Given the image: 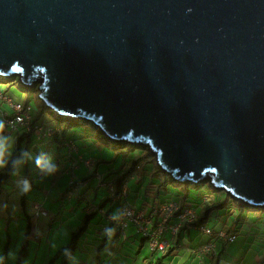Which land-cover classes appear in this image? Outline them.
Segmentation results:
<instances>
[{
	"label": "water",
	"instance_id": "obj_1",
	"mask_svg": "<svg viewBox=\"0 0 264 264\" xmlns=\"http://www.w3.org/2000/svg\"><path fill=\"white\" fill-rule=\"evenodd\" d=\"M264 208V0H0V78Z\"/></svg>",
	"mask_w": 264,
	"mask_h": 264
},
{
	"label": "crops",
	"instance_id": "obj_2",
	"mask_svg": "<svg viewBox=\"0 0 264 264\" xmlns=\"http://www.w3.org/2000/svg\"><path fill=\"white\" fill-rule=\"evenodd\" d=\"M4 112L8 113L11 116L14 114L10 106L5 109ZM46 114L47 113L45 109L36 111V109L33 108V117L34 120H36L34 123L38 125H47L50 122L55 123V121H53L51 117L48 118ZM0 120L4 122V116L2 114H0ZM63 126L61 127L63 128V131H65V128ZM24 133L25 132L23 131L20 135H25ZM5 135L12 137L14 141L13 155L11 158H14L16 156L17 150H26L31 153L33 149H36V152L38 154L46 153L48 155L50 153L49 156L51 158L55 154L54 163H57L56 165L58 166V171L55 175L48 176L47 179H45L42 175L38 176L37 174H34L35 171L31 169L29 161L25 164V171L23 173V176L13 175L14 177H18L21 180L24 178V176H26V172H30V174L34 178H37L35 185L39 189L31 191L26 199V211L29 213V210L31 209L33 211L32 215L34 216V218L30 217L29 219L28 216L23 214V210L20 204L22 192L19 186H10V188H17V191L16 193H13V195H9L7 194V192L4 194L9 195V199H7L8 203L4 204L3 202L0 209L1 220H5L8 222L9 220H15L18 217H22L24 218L26 223L32 222L30 237H33L35 233L38 234L40 236L39 243H42L41 247L47 246V249H52L55 247L59 250L60 248L67 245L70 241L73 231L75 232L81 225L84 213L92 212L93 209H89V206L92 205V202H96V204L100 202V205L103 206H106L108 203H110V209L114 207L111 201L106 202L107 199H100L101 196L99 195L98 188L102 180L105 181L104 179H107L109 175H113L114 172H121V170H113L112 165L108 164L107 161H103L105 163H101V161H99L97 158L85 155L84 152H87L85 151V148L88 144L83 143V146L79 147L77 144V140L73 138L72 135H67L69 138L75 141V144L78 148V152L74 155V158L79 163V167L74 170L73 168L69 169V162H73V157H70L68 150L64 146L57 143L48 144L46 141L39 142L37 140L36 143H22L21 147L17 148L15 143V135L9 134L8 132H6V130ZM41 145H45L47 149L42 150L40 148ZM54 146H57V148L53 149ZM88 160H92L94 162V166L97 164V167L101 165L103 166V168L99 169L98 172L94 174L92 170H94L95 167L93 166L90 168L85 164V161ZM125 164L126 163H124L123 166ZM63 166H65V169L61 171V168ZM9 167L0 169V173L10 172L11 170H9ZM125 168L126 166L124 167V169ZM127 168H129V166ZM139 172H141L140 175ZM92 174H94L93 177L95 181L93 180L89 182L88 180L90 179H88V177ZM135 174L136 176L132 179V182L130 183L131 186H129V188L130 193L136 195V198H138L139 183L142 186L143 183L137 180L138 177L142 179L145 173L142 171V169H137ZM85 175L87 176L84 177ZM83 178L88 179L85 183L86 189L82 191L83 188H85L84 186L82 187V189L80 188L79 191H81L82 194H85L87 202L88 200L91 202V204L86 203V206L84 205V202L80 203L78 198H75V200L72 199L70 202L64 198V195L68 190L70 181H81L84 180ZM112 178H114V176ZM11 182H14L13 179ZM153 186V188L147 189V196L149 193H156L155 198L152 199V202L144 203L142 207H140L137 202H134V205H136L138 211H143L148 214L150 211V207L155 206V203H163V201H157V197H159L160 192L155 184ZM10 188H8V190H10ZM92 190V194H96L95 198L91 197ZM148 198L150 197L148 196ZM37 203L45 204L49 212L47 216L39 219L35 218L34 206ZM102 210L104 211V207H102ZM29 215L31 214L29 213ZM111 217L113 218V216ZM97 218H99V222L96 223L93 220V224L91 223L82 240L81 250L84 249L86 251V254L80 258H76L73 264H90V262H88V260L90 261V258H92L91 260H94L95 264H98L99 257L101 258V260H103L102 264H106L104 262V259H108L107 264H149V262L153 258L151 257V252L148 245L145 249H142L139 254H137L139 245L141 243V233L139 232V228L137 225L128 222L124 228V231L118 233L119 230L117 231L108 217L104 219V217L99 214ZM106 229H114V232L111 236L106 234ZM244 230H246L245 235L239 237L236 242L229 244V247L226 253L222 256L221 260H217L215 258L212 259L213 257H208V259H210L208 264H264V223L251 222L249 226L244 227ZM192 232L195 233L197 231ZM121 233H124V236ZM197 233L198 234H196V236L200 237V242H202V244L209 242V238L207 236H205L204 234H200L199 232ZM126 237L127 240L123 241V239H125ZM193 240L194 237L193 235H191L190 238L187 239V242H193ZM195 244L196 243L194 242L192 243V245ZM55 254L56 253H54L52 257H54ZM103 254H106L105 258ZM51 258L49 259V262ZM123 259H125V261ZM198 263V257L192 254L189 250L184 249L183 251H180L178 253L172 264ZM56 264H59V262H57Z\"/></svg>",
	"mask_w": 264,
	"mask_h": 264
},
{
	"label": "rangeland",
	"instance_id": "obj_3",
	"mask_svg": "<svg viewBox=\"0 0 264 264\" xmlns=\"http://www.w3.org/2000/svg\"><path fill=\"white\" fill-rule=\"evenodd\" d=\"M10 79L9 83L5 82H0V114L1 112H4L5 109L9 107V103L13 105L14 103L20 104L22 103H28V106H30L31 109L35 108L36 111H41L42 109L46 110V115L48 118L51 117L55 123L50 122L49 124L45 125L46 127L48 126H54V124H58V120L56 117L51 115L47 111V107H44V102L40 99V91H39V85L38 84H31V86H25L21 82L19 77H14V78H7ZM33 119V118H32ZM56 127V126H55ZM64 127V126H63ZM65 128V127H64ZM72 137L77 140V144L79 147L83 146V143H86L87 147L85 148L84 152L85 155L91 156L93 158H97L101 163H105L103 161H107L108 164L112 165L113 170L120 169L121 172H128V168L124 169L123 164L127 163L129 166V169H132L133 161L134 160H141V166L142 168L149 169V171L144 175L143 179L138 177L137 181H140L143 183L142 189L140 192H138V198H136V195L131 194L129 195V201L135 204L134 202H137L140 207L144 203L147 202H152V199L155 198L156 193H149L148 198L147 196V189L149 188L150 185L155 184L156 186L160 187L162 191H160V195L157 199V201H178L180 202V199H182L183 196L188 194V199L190 202L191 201H198L199 195L205 194L204 197H202L203 200H210L209 204L213 203H228L229 206H226L222 210L215 209L214 212L211 214L208 222V226L213 228L216 226L217 229L221 227L219 224L220 221L217 219V216H226L227 217V212L230 210L229 208H235L239 207L238 205H245L249 206L241 201L235 200H229L228 201V196L226 192L222 190H217L213 187L211 184H207L205 186H201L198 188H195L194 186L190 185H182V184H177L175 182L170 181L173 179L172 177L168 176L166 173H164L158 163L156 162L154 156L151 154L150 149L147 146L144 145H132L128 144L127 148H125V151H121L122 148L116 150L115 144L112 142H108L107 138H105L106 135H104L100 130H94L90 126H84L80 125L75 127V129L71 132ZM107 137V136H106ZM107 139V140H106ZM110 140V139H109ZM111 141V140H110ZM126 143V142H124ZM85 145V144H84ZM137 146L135 150H131L132 147ZM85 147V146H84ZM125 147V146H124ZM123 147V148H124ZM40 148L42 150H46L47 147L45 145H41ZM57 146H54L53 149H56ZM84 149V148H82ZM81 149V150H82ZM69 152V151H68ZM121 152V153H120ZM31 154L33 156L39 155L36 152V149H33ZM50 155V153L48 154ZM125 158V159H124ZM53 162L55 160V154L52 157ZM87 159V158H86ZM155 160V162H154ZM31 169L34 172V174H37L38 176H43V178L47 179L48 176L43 175L39 169L35 166L34 162L29 160ZM69 169H72L74 164L72 162H69ZM57 164V163H55ZM109 165V166H110ZM127 166V167H128ZM99 169H102L103 166H98ZM65 169V166L61 168V171ZM25 171V165L20 169L19 175L18 176H23V173ZM141 172H139L140 175ZM17 176V175H14ZM13 176V181L15 186H19V178ZM85 175L84 177H86ZM87 179V178H83ZM64 181V180H62ZM89 182L93 181L92 179L88 180ZM6 182L9 183L8 180ZM11 186V185H10ZM7 188H10L9 186ZM16 189L11 188L9 190L8 194L13 195V193H16ZM37 192V191H36ZM93 190L91 191L92 194ZM96 194H92V198H95ZM42 198V195H41ZM210 198V199H209ZM75 200V197L73 198ZM149 200V201H148ZM238 201V202H237ZM84 205L86 206V202H84ZM113 205V204H112ZM136 206V205H135ZM111 207V204L108 203L104 207V211H108ZM118 209V208H117ZM263 210L264 208H260ZM119 210V209H118ZM198 210V209H197ZM261 210H256V211H251L250 213V219L254 215V218H259L260 216L264 217V213ZM199 211V210H198ZM119 211L116 212V214ZM29 213L32 215L33 211L30 209ZM235 213V212H234ZM224 220L225 217H223ZM248 220L249 223H251V220ZM222 220V219H221ZM94 221L97 223L99 222V218H95ZM259 223V219L257 220ZM256 222V221H255ZM260 222L264 223L261 220ZM248 224V223H247ZM247 224H245L247 226ZM27 223L22 217H18L17 219H12L9 220L8 222L5 220L0 219V257H3V251L7 245H9V250H8V258L6 261H4V264H16L17 259H18V252L21 250L24 244V240L26 237V232H27ZM74 232V231H73ZM198 232V231H197ZM197 232H193L194 234H198ZM200 241V237L196 236L194 239V243H198ZM210 241V239H209ZM29 248L31 250L29 258L27 259L26 264H49V259L53 256L54 253L57 252L58 249L55 247L52 249H47L46 247H41L42 243H39V241L32 240L31 237L29 238ZM39 244V246H38ZM86 254V251L83 249L81 250L80 248L77 250L75 255L73 256V259L71 261V264L76 260V258H80L83 255ZM106 254H103L105 258ZM88 260L90 264H95L94 260ZM108 259H104V262L107 264Z\"/></svg>",
	"mask_w": 264,
	"mask_h": 264
},
{
	"label": "trees",
	"instance_id": "obj_4",
	"mask_svg": "<svg viewBox=\"0 0 264 264\" xmlns=\"http://www.w3.org/2000/svg\"><path fill=\"white\" fill-rule=\"evenodd\" d=\"M9 80L10 79H7V78H0V82L9 83ZM22 104H27V103H22ZM47 111L51 115L56 117V119L58 120V124H54V125H56L59 128H62L61 126L64 125V127H65L64 130L65 131H63V134L70 141L75 142L74 140H72L68 136L72 135L71 132L77 126H80V125L90 126L94 130H99L92 123L86 122L84 120H75V119H72V118L60 117V116H58L55 112H53L50 109H47ZM35 121L36 120H34L33 122H35ZM20 134H22V133H20ZM24 134L25 135H15V143H16V147L17 148L21 147L22 143H26V142L27 143L29 142V144L33 143V142L36 143L37 140H38L36 135L27 134L26 132ZM105 138H107V137L105 136ZM42 141H46L48 144L57 143L59 145L64 146L59 141V139L55 138V137L54 138H50V139H45V140H42ZM107 141L108 142H112L109 139ZM39 142H41V141H39ZM112 143L115 144L116 150L122 148V150H121L122 152L125 151V148H127V145H128L127 143H124V142H120V143L112 142ZM136 147L137 146L132 147L131 150H135ZM20 152H21V150H17L16 156H18L20 154ZM74 161L75 160L73 159V162ZM154 162H155V160H154ZM140 163H141V160H139V159L138 160H134L133 161V165H132L133 168L132 169L128 168V172H125V173L124 172H114L113 175H109L107 179H104L105 181L102 180V182L100 183L99 188H98L99 195L101 196L100 199L101 200L107 199L106 202L111 201L113 206H114L113 208L109 209L107 212H104V216H103L104 219L109 217V216H113V218L116 217L114 220H116L118 222L120 221V219L122 217V203H120V201H117V202L114 201V196L120 195L122 193L124 185L126 184L127 195H128V199H129V195H130L129 186H131L130 183L132 182V179L135 177V172H136L138 167H140V169H142V171L145 173V176H146V174L148 172H151V171H149V169H145L144 170ZM127 165L128 164L126 163L123 167L126 166V168H127ZM94 167L95 168H94V170H92V172H94V174H95L96 172H98L99 168L97 167V164ZM9 170H11V171L10 172H5V173H0V209H1V205L3 204V202H4V204L8 203L7 199H9V197H8L9 195H4L6 192H7V194L9 192L7 187L8 186L10 187V185L11 186L12 185L15 186L14 182H11L12 179H13L12 178L13 174H12L11 166L9 167ZM94 174L89 176L88 179H92V180L95 181V179L93 177ZM25 175L26 176H24L23 179H28L31 182V191H33L35 189H39L35 185V182L37 181V178H34L30 174V172H26ZM113 176H114V178H112ZM88 179L81 180L80 182H86ZM6 180H8L9 183L6 182ZM170 181L175 182L173 179H171ZM108 183L112 184L113 189H114L113 193L108 192L106 187H101V184H108ZM175 183L182 184V185H190V186H194L195 188H198V187L206 185L205 183L204 184L200 183L198 185H195V184L189 183V182L188 183H182V182H178V181L175 182ZM206 183L210 184L209 182H206ZM153 185L154 184H152V186H149V188H153L154 187ZM15 187H18V186H15ZM141 187H142V185H140V183H139L138 192L140 191ZM159 188L160 187L157 186V189H159ZM13 189L17 190V188H13ZM68 189H69V186H68ZM81 189H82V187H81ZM85 189H86V186H85V188H83L82 191H84ZM10 190H11V188H10ZM160 190L161 189H159V192H160ZM31 191L26 193V194L22 193L21 199H20V204H21V208L23 210V214L28 216L29 219H30V217L34 218L33 215L32 216L29 215V213L26 211V204H27L26 199H27L28 195L31 193ZM67 192H68V190H67ZM67 192L64 195L65 199H66L65 196H66ZM158 194H157V196H158ZM204 196H205V194L199 195L198 201H191V202L189 200H187L188 199V194L183 196L182 199H180V202L177 201L179 206H180V210H184L186 208L192 209L195 212V220H194L193 225H195L196 227H206V228L211 229V230L216 231V232L225 231L229 235L236 236V239L233 242H236L239 237L245 235V231L246 230H244V227L246 226L245 224L248 223L247 226H249V224H250L248 220L250 219L251 211L261 210L260 208H256V207H253V206H245V205H240L239 204L238 205L239 207H235L234 209L233 208H229L230 210L226 214L227 217L223 216V217H225L226 220H224L223 217H221V216H217V219L218 218L222 219V220L218 219L220 221L219 224L221 225V227L219 229H217L216 226L211 228V227L208 226V222H209V218H210L211 214L214 212V210L215 209L222 210L226 206H229V205H228L227 202L226 203L225 202L224 203H220V204L215 202L213 204H209L210 200H203L202 199V197H204ZM227 196H228V201L229 200H233L235 202L236 199H234L232 196H230L228 194H227ZM77 198H78L80 203L81 202H86L88 204H91V202L89 200L87 202V199L85 198V194H82L81 191H79V194H78ZM157 199H158V197H157ZM66 200H68V199H66ZM169 201H164V202H169ZM171 201H174V200H171ZM229 202H231V201H229ZM156 205H160V204H156L155 203V206ZM102 207H105V206L100 205V202L97 203V204H96V202L95 203L92 202V205L89 206V209H93L92 212L84 213L82 221H81V225L78 227V229L75 232L72 233L69 243L67 245H65L64 247L60 248L56 252L54 257L51 258L49 264H56L57 262H59V264H71L73 256L75 255V253L77 252V250L79 248L81 249L83 237H84L85 233L88 231L89 226L91 225V223L93 224V220L95 218H97L100 213H102V211H103ZM117 208L119 209V212L116 214V212L118 211ZM261 211H263V212H260V213H264V209L261 210ZM258 219H259V222H260L262 219H264V217L260 216L259 218H254V215H253L250 220L252 221V223H255V221L258 222L257 221ZM31 226H32V222H30V223L27 222L26 237H25V240H24L23 247L18 252V259H17L16 264H26L27 259L29 258V255H30V252H31V250L29 248V244H30L29 238L31 236V232H30ZM192 231H194V230H185V229L181 230L176 235V237L174 238L171 247L164 254L153 252L151 250V248H150V239L148 237L143 236L142 234H140V242L141 243L139 245V250L137 251V254H139L140 251L142 249H145L147 247V245H148L149 250L151 252V257L153 258V259H151L149 264H172L174 259L178 255V253L180 251H183L184 249H187L192 254H194V255H196L198 257V261H199L198 264H201V262H202V264H208L209 260H210V259H208V257H211V258L213 257L212 259L215 258L217 260H219V259L221 260L222 256L226 253V251H227V249L229 247V244H231V242H229L225 238L217 239L216 240V246H215L213 254L203 255V256L199 257L198 256V251H199L200 247L202 245H204V244H202V242H200L201 240L198 243H196L195 245H192V243H193L192 241L191 242L190 241L187 242V239H189L191 235H193L194 239L196 237V234H194ZM200 234H202V233H200ZM127 237L125 239L122 238L123 241H126ZM164 237L167 238V239L171 238L169 233H165ZM8 250H9V245H7L5 247V249H4V251H3L4 261H6L7 258H8ZM98 259H99L98 260V264H102L103 260H101L100 257ZM123 260L125 261V259H123Z\"/></svg>",
	"mask_w": 264,
	"mask_h": 264
},
{
	"label": "built area",
	"instance_id": "obj_5",
	"mask_svg": "<svg viewBox=\"0 0 264 264\" xmlns=\"http://www.w3.org/2000/svg\"><path fill=\"white\" fill-rule=\"evenodd\" d=\"M9 106L14 114L12 116L6 112H1V114L4 116L5 126L10 134H20L24 131L27 134L36 135L39 141L55 137L58 138L69 151L70 157H74L78 152L75 142L68 140L64 136L62 128L56 125L46 127L45 125L35 124L33 122V109H31L28 104H17L13 102V105L9 103ZM73 164V168L77 169L78 162L74 161ZM85 164L90 168L94 166L92 160L85 161ZM139 169L138 167V170ZM85 183L86 182L71 180L66 194L67 199L71 201L74 197L77 198L79 189L85 186ZM101 187H106L110 193L114 192L113 186L110 183L101 184ZM114 201H120V203H122V217L118 222L109 216L108 219L113 223V226L119 230V232H123L128 222L137 225L139 232L150 239V248L155 253L164 254L171 247L176 235L183 229L198 231L210 238L208 243L200 247L198 251L199 257L213 254L217 239L225 238L231 243L236 239V236L229 235L225 231L216 232L206 227H196L193 225L195 212L189 208L180 210L177 201H169L152 206L148 214L143 211H138L136 206L128 199L126 184L123 187L122 193L114 196ZM46 214L47 211L43 205L39 204L36 206L37 216ZM165 233H169L171 238H165ZM122 234L124 236V233Z\"/></svg>",
	"mask_w": 264,
	"mask_h": 264
},
{
	"label": "clouds",
	"instance_id": "obj_6",
	"mask_svg": "<svg viewBox=\"0 0 264 264\" xmlns=\"http://www.w3.org/2000/svg\"><path fill=\"white\" fill-rule=\"evenodd\" d=\"M48 109H50L53 112H55L51 108H48ZM58 116H60V115H58ZM60 117H62V116H60ZM66 118H72V117H66ZM72 119L81 120V119H78V118H72ZM5 130H6V132H8L7 127L5 126V121L3 122L2 120H0V169L9 167V162H10V166H11V169H12V174L18 176L19 175V172H20V169L29 160H31V161L34 162L35 166L39 169V171L43 175H45V176H52V175H55L57 173L58 166L53 162V159L49 155H47L46 153H40L39 155L33 156L31 153H29L28 151L24 150V151H21L18 156H15L14 158H11L12 155H13L14 141H13L12 137H10L8 135H5ZM17 134L16 133H13L11 135H17ZM115 143H120V142H115ZM127 144H129V143H127ZM74 160L76 161V159H74ZM78 167H79V163H78ZM74 170H76V169H74ZM135 176H136V174H135ZM174 181L177 182L176 180H174ZM78 182H80V181H78ZM19 187H20L21 192L24 193V194H26V193H28V192L31 191V182L28 179H21L19 181ZM66 199H67V197H66ZM39 204H41V205H43L45 207V209L47 211V214L46 215H40V216H37L36 215V206L39 205ZM34 208H35V214L34 215H35V218H37V219L42 218L44 216H47L48 213H49L48 212V208L43 203H37V204H35ZM100 215L104 216V211H102V213H100ZM115 218L116 217H114V219ZM105 231H106V234H108L109 236H111L112 233L114 232V229H106ZM118 233H119V231H118ZM31 239L32 240H35V241H39L40 240V236L35 233L33 235V237H31ZM0 264H4V258L3 257H0Z\"/></svg>",
	"mask_w": 264,
	"mask_h": 264
}]
</instances>
